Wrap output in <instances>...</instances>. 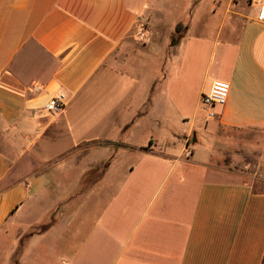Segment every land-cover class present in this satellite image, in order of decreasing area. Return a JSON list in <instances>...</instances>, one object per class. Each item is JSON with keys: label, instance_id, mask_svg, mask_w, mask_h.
I'll use <instances>...</instances> for the list:
<instances>
[{"label": "crops", "instance_id": "0c3cea01", "mask_svg": "<svg viewBox=\"0 0 264 264\" xmlns=\"http://www.w3.org/2000/svg\"><path fill=\"white\" fill-rule=\"evenodd\" d=\"M258 11L0 0V264H264V191L222 166L264 133ZM216 81L231 90L209 118L201 98ZM186 88L188 131L157 138ZM60 93L64 109L46 114ZM38 207L41 230L5 251L6 228Z\"/></svg>", "mask_w": 264, "mask_h": 264}, {"label": "rangeland", "instance_id": "374dc122", "mask_svg": "<svg viewBox=\"0 0 264 264\" xmlns=\"http://www.w3.org/2000/svg\"><path fill=\"white\" fill-rule=\"evenodd\" d=\"M256 10L257 9L255 8L252 9V14H255ZM245 12L248 13L247 11ZM145 40L148 39L145 38ZM185 65L186 62L183 60L173 70L174 85H172V89H175L176 86L179 85V82L181 81V78L185 73ZM186 89L187 90L185 91V98L183 100H180L178 96L175 97L174 95V104L176 110H170L172 119L174 118V121L172 120L173 122L170 124V129L162 128L160 133L156 134L157 138L168 137V132L171 130H177L178 132L188 131V122H182L184 118H188V88ZM194 105L195 104L192 103L193 110L195 108ZM182 116L184 118L180 120V117ZM199 116H204L202 111ZM244 140L249 142V149L245 148L246 145H241L240 149H235L234 152L231 151L230 158L222 162V166L234 171L243 172L245 174L246 181L254 184L257 190L264 191V133L262 131L251 132L250 137H245ZM46 216L47 212L43 208L38 207L34 212L29 213L27 216H24V218H22V221L17 224V226H9V229L7 227L6 231L10 235V240L6 241L2 245V248H4L5 251H9V249L13 248V252L15 250L17 252L18 249H22L20 244L24 242V236L28 235L30 232H38L41 230V225L34 223L36 222L35 220L38 221L43 217L48 220L49 216ZM14 242L16 243V245L19 243V246H16Z\"/></svg>", "mask_w": 264, "mask_h": 264}, {"label": "built area", "instance_id": "2783aa9c", "mask_svg": "<svg viewBox=\"0 0 264 264\" xmlns=\"http://www.w3.org/2000/svg\"><path fill=\"white\" fill-rule=\"evenodd\" d=\"M251 3L259 6L257 19L259 22H264V1L251 0ZM230 90L231 86L229 83L216 81L209 92L202 95L201 104L209 118H215L218 108L224 107L227 104ZM65 102L66 95L60 93L44 106L43 111L48 115L59 114L64 109Z\"/></svg>", "mask_w": 264, "mask_h": 264}, {"label": "trees", "instance_id": "16d2710c", "mask_svg": "<svg viewBox=\"0 0 264 264\" xmlns=\"http://www.w3.org/2000/svg\"><path fill=\"white\" fill-rule=\"evenodd\" d=\"M178 30H179V28L177 29V31ZM88 181H89V176L86 175V177L84 178V184L87 185Z\"/></svg>", "mask_w": 264, "mask_h": 264}]
</instances>
